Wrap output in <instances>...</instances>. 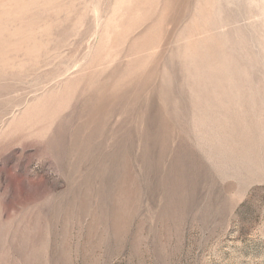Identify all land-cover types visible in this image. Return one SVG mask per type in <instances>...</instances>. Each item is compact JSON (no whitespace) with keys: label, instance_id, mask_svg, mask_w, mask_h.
<instances>
[{"label":"rangeland","instance_id":"1","mask_svg":"<svg viewBox=\"0 0 264 264\" xmlns=\"http://www.w3.org/2000/svg\"><path fill=\"white\" fill-rule=\"evenodd\" d=\"M0 264H264V0H0Z\"/></svg>","mask_w":264,"mask_h":264}]
</instances>
